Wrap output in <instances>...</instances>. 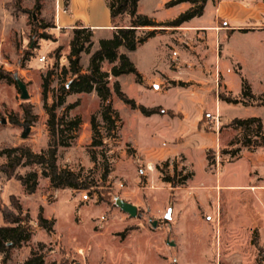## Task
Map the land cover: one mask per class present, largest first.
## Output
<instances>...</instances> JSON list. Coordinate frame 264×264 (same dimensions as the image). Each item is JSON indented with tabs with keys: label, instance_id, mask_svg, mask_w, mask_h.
I'll return each mask as SVG.
<instances>
[{
	"label": "rangeland",
	"instance_id": "374dc122",
	"mask_svg": "<svg viewBox=\"0 0 264 264\" xmlns=\"http://www.w3.org/2000/svg\"><path fill=\"white\" fill-rule=\"evenodd\" d=\"M164 1L141 0L139 11L159 19L180 12L175 9L169 14L161 6ZM252 2L264 4V0H244L246 6ZM56 6V0H0V69L13 75V83L0 80V112L7 120L6 125H0V129H5V135L0 136V147L2 142L11 145L12 141H18L39 151L47 144L49 116L42 98L44 80L48 79L50 106L54 103V94L71 80L70 75L63 74L64 68H69V31L54 27ZM256 13L259 21L248 14L245 24L237 30L239 33L248 35L264 30V8H256ZM205 18H209L208 13ZM222 23L219 25L223 27ZM228 28L230 38L236 30ZM178 30L181 38L187 39L184 32L196 29ZM48 36L53 39H45ZM210 36L202 35L192 43L187 39L173 45L165 59L170 71H163L165 65L160 61L163 58V52L158 49L161 39L142 44L130 53L128 56L141 73L142 81L139 84L134 75L122 76L118 81L122 92L136 103L137 109L118 98L114 92L116 79L110 77L112 96L108 104L117 122L114 129L103 119L102 102L96 92L66 98L64 107L56 110L57 115L80 118L82 127L72 147L61 150L59 166L75 171L84 169V176L100 183L108 170V180L102 194L55 189L46 180H41L34 194L22 193L23 202L19 201L25 216L30 218L33 236L13 251L10 264H24L33 251L43 253L45 264H259L260 261L264 264V203L259 211L255 206L257 198H264L263 147L243 149L240 159L224 154L239 149L244 135L243 130L231 127L233 117L258 114L264 119V95H261L264 91V49L255 36L239 35L229 45L228 54H234L244 70L241 64L231 60V71H219L217 66H211L210 58L212 48L215 47L217 56L222 46L219 42L211 44ZM52 42H56L55 46ZM58 48L61 52H56ZM96 48L93 46L91 52ZM41 57L46 58L44 63L39 61ZM85 65L81 67L87 71L89 66ZM155 66H159L161 73L154 71ZM112 67L105 62L103 71L111 72ZM153 76L158 81L143 87V77L151 79ZM241 76L248 81L254 95H261L259 100L241 103L239 107L224 104L225 110L219 112L214 103L220 95L241 99L238 96ZM18 79L27 86L29 100L21 99ZM178 101L182 108L175 114L167 113L168 121L177 117L184 123L188 111L194 110L192 119L199 120L194 127L195 133L205 137L212 134L211 143L205 144L206 140L197 138L188 150L195 172L192 183H206V186L191 188V184H187L177 189L164 182L165 177L175 176V167L179 173L176 182L193 173L192 165L183 154L171 157L172 149L181 150L186 139L184 136L171 139L172 134L167 131L162 133L164 136H153L155 141L160 139L153 142L149 128H161L164 124L155 123L157 117L145 118L140 110L143 106L173 107ZM76 103L78 106L66 112L68 106ZM25 107L35 117L32 124L26 120ZM196 110H201V115ZM11 117L20 121L19 126L11 124ZM93 117H96V132L91 125ZM27 126L31 127L28 138L19 139ZM255 131L253 127L247 132L254 141ZM94 142L96 147L92 146ZM205 161L206 165L208 162L214 165L205 169ZM254 162H258V166ZM28 172V168L20 171L22 174ZM220 179L222 184H246L248 180L249 185H245L244 191L223 185L220 188ZM10 188L20 192L21 185L15 183ZM119 202L136 206L137 217L132 218L124 212ZM42 207L44 216L58 220L53 234L39 227ZM179 252H182L181 257H178ZM2 259L0 255V264Z\"/></svg>",
	"mask_w": 264,
	"mask_h": 264
},
{
	"label": "trees",
	"instance_id": "16d2710c",
	"mask_svg": "<svg viewBox=\"0 0 264 264\" xmlns=\"http://www.w3.org/2000/svg\"><path fill=\"white\" fill-rule=\"evenodd\" d=\"M208 1L215 2V0H172L166 5L167 8H172L182 3H190L193 5V8L181 14L173 22L158 24L149 16L139 13L138 7L140 0H109L112 19L116 20L117 18L128 16L131 20L130 25L115 30L112 38L101 40L99 49L94 53L91 52L94 46V32L83 27H78L74 30L73 39L70 43V54L68 56L69 68H64L63 71L65 76H71V80L66 81L58 92L54 94V103L52 106L48 105L49 85L47 78L44 80L42 87L44 109L49 116L47 125L50 132V143L48 149L41 153L33 152L26 145L3 149L0 154L7 159V162L0 166V171L6 175L8 180L15 179L20 182L29 195L36 192L40 177L49 179L52 187L55 189H72L89 191L90 194H102L108 180V170L102 177V183H100L90 176H84V169L73 171L70 168H62L58 165L59 149L72 146L73 142L78 138L79 131L82 127V120L80 118L71 119L67 114L59 117L56 110L64 107L66 98L70 95L92 94L96 92L102 102V116L104 121L112 129L117 127L116 118L111 116L110 112L112 108L108 104L112 96L109 78L116 79L125 75H134L139 84L142 81L141 73L137 70L129 56L123 53L122 50L129 53L135 52L139 46L155 37L159 33V28L180 27L186 22L202 17ZM143 28L150 30L141 36L140 29ZM45 39L52 40L53 37L48 36ZM61 50V48H58L56 52H61ZM83 54L91 55L89 68L86 73L83 72L81 67ZM105 62L113 65L111 72L103 71V64ZM3 79L8 83H13V75L0 69V80ZM114 92L124 104L131 106L132 109H137L136 103L122 92L121 85L118 81L114 84ZM220 100L229 104H248L252 101L259 100V98L253 94L250 84L242 77L241 99L220 95ZM76 106H78L77 103L68 106L66 112L74 109ZM24 110L27 122L29 124L34 123L35 117L32 116L31 110L28 107H25ZM140 110L147 117L163 114L161 108L148 109L143 106ZM3 119L4 117L0 112V125ZM10 122L15 126H19L20 124V121L16 117H11ZM91 125L93 132H96V117L92 118ZM231 127L236 130H243L244 132V135H242L243 139L240 142L241 147L227 153L232 158L238 156L241 148L258 149L264 147V143L260 142L264 140V128L261 119H235L231 123ZM253 127H256L254 134L255 141L253 137L247 134ZM92 146L96 147L97 143L94 142ZM213 165L214 163L209 162V167ZM23 168H29L32 171L24 176L20 175L18 170ZM184 170L186 171V168ZM174 172V177L164 178V182L171 184L172 188L185 185L194 175L193 173H189L181 182H176L175 177L179 175L177 167L174 168ZM0 211L5 224V226L0 225V255L3 256L2 264H10L13 251L20 249L24 244L28 243L33 236V232L29 225L30 218L28 215L25 216L22 205L16 196L13 195L10 197L9 206L1 205ZM38 224L48 234L54 233L55 221L46 219L43 216L42 208L38 216ZM254 244H256V241ZM40 247L42 248L44 245L40 244ZM24 264H45L43 253L38 254L36 251H33L30 258ZM259 264H263V262L260 261Z\"/></svg>",
	"mask_w": 264,
	"mask_h": 264
},
{
	"label": "crops",
	"instance_id": "0c3cea01",
	"mask_svg": "<svg viewBox=\"0 0 264 264\" xmlns=\"http://www.w3.org/2000/svg\"><path fill=\"white\" fill-rule=\"evenodd\" d=\"M171 1L172 0H165L161 6H163L162 8H164V10H166L169 14L172 13L175 9H179L180 12L177 15L168 17L166 19H159L157 17H150L149 15H146V14H142V15L149 16L150 18L155 20L158 24H167V23L173 22L181 14H183L186 11H188L189 9L193 8V5L190 3H182V4H179L175 7L167 8L166 5ZM140 2H141V0H140ZM140 2H139V6H140ZM56 3H57V6H56V14L54 16V22H55L54 27H57L59 30H68L70 42L73 39V32L76 28L83 27V28H87V29L92 30L94 32V37H93L94 47H97L94 50V52H96L99 49V43L101 40L112 38L115 30H117L118 28L127 27L130 25V22H131V20L128 16L120 17V18H117L116 20H113L112 16H111V11L109 8V0H69V1H67V0H56ZM261 7L264 8V4L261 2L258 4L255 2H252L250 4H247V6H246L244 3V0H221V1L215 0V2L208 1L206 6H205L204 15L202 17L195 18L189 22H186L183 25H181L180 27L159 28V33L155 37L149 39L143 45H146L147 43H149L152 40L161 39L159 41L158 49H161V52H163V58L160 61L164 62V65H165V69L163 71H170V70H167V66L165 64V59H167L166 57L168 56V52L172 51L173 45L176 46V45H178L179 42H182L183 40L185 41L187 39H189L192 43L193 42L192 40H194V39L198 40V38H201L202 35H204V36L211 35L214 38H211V36H210V43L215 44L216 42H219V44L222 46L221 52H219V54H217V56L215 54V47L212 48V55L210 58L211 62H212L211 66H212V64L217 66L219 68V71H231L230 66H229L230 61L235 60L236 62L239 63V60L234 59L235 58L233 56L234 54H232V53L228 54V52H229L228 47L231 44V42L235 38H237L239 35L248 36V37L255 36V38L259 39V43H260L261 48L264 49V30H261L260 32H256V33H250L248 35L241 34L237 31L241 26H243L245 24L244 18L247 17L248 14L251 15V18H254L255 20L259 21L260 16L256 15L257 14L256 8H261ZM138 11H139V7H138ZM139 13H140V11H139ZM207 13L209 14V18L206 19L205 16ZM124 21H127L126 24H124ZM219 22H223L222 23L223 27L219 25ZM185 27H187L188 29H196L195 31L184 32V36H186L187 39H185L184 37L181 38V35H179L180 32L178 30V29H183ZM228 27H231L232 30H236L235 32H233L231 34L230 38L227 36L228 35V29H229ZM149 30L150 29H148V28H143V29H140V32L143 31V34H144L145 32H148ZM196 35L199 37H196ZM55 41H56V39H55ZM52 43H53V46H55L56 42H52ZM53 48H55V47H53ZM126 54L129 55L130 53L128 52ZM90 57L91 56H88L87 54H83L82 58H81V64H86L87 66L86 65L85 66L88 68L89 62H90ZM159 57H160V55H159ZM239 64H241V63H239ZM241 66H242V64H241ZM158 67L159 66H155V68H154L155 72H160V70H158ZM243 70H244V67L242 66V71ZM83 72L86 73L87 71L83 70ZM224 76H225V74H224ZM121 77L116 78V82ZM151 81H158V78L155 76H153L151 79H146L145 77H143V87L146 83L148 84ZM226 82H227V80H226ZM229 90L231 91V93L234 94L232 87H229ZM241 94H242V86L239 87L238 96L241 97ZM78 95H80V94H78ZM261 95H264V91ZM261 95H255V96L257 98H260ZM214 104H215V109H217L219 112H221V110H225L224 107L222 106L224 104L234 105V106L239 107V105L241 103L240 104H229V103H226V102L218 99L217 103H214ZM181 106L182 105H181V103H179V101L173 107H165L162 105L155 106V107L144 106L148 109L161 108L162 112H163V114H156V115H152L149 117L143 115L145 118L157 117V121H155V123L160 122V123L164 124V126L161 128L160 127H156V128L150 127L149 128L150 129L149 137L153 142H157L160 139L158 138V140L155 141L156 138L153 139V136L159 137L160 135H163L162 133L167 132V131L172 134L171 139H175L179 136H184L186 139V141L184 143H182V144H184V146L182 147L181 150H178V149L176 150L173 148L172 152H171V157H175L179 154H183L185 156V158H187L189 164L192 165L194 175L190 180L187 181V183L184 185L185 187L187 184H191V185H189V186H191V188L192 187H200L201 185L206 186V183H201L199 185H194L192 183V181L195 178V172H194L193 160H192L188 150L191 148L190 143L192 141H195V139H197V138H199L203 141L206 140L207 142L205 144L211 143L213 140L211 137L212 134L209 133L208 134L209 137H205L199 132L195 133L194 127H195V125L198 124L199 120L195 121V119H192L194 117L193 115H195L194 110L188 111V113L185 116L186 121H184V123H181L177 117L170 118V121H168L167 113L173 112L175 114L178 110H181V108H182ZM251 108H260V107H251ZM196 111H197L198 115H201V110H196ZM252 115L253 116H245V117L243 116V117H236V118L233 117V118H234V120L235 119L259 118V119H261L262 124H263V128H264V119L258 114H252ZM48 119H47V123H48ZM181 124H184V125H181ZM47 127H48V125H47ZM8 128L9 127H7V130H8ZM4 130L5 129H2V128L0 129V136L5 135V134H3ZM47 135H48L47 144L42 149H40L39 151H36L34 148L29 146L33 152L41 153L42 151H45L48 149L49 143H50L49 128H48ZM19 139L24 140L22 138V136ZM1 144L2 145L0 147V153L3 149L16 148V147L21 146L23 143L18 142V141L16 143H13V141H12L11 145H8L7 142H2ZM203 145H204V143H203ZM203 145L201 146L202 151L204 150ZM71 147L59 149V151H58V165H59V156H60L61 150L62 149H70ZM243 149H249V148H241L240 153H242ZM263 151H264V147H263ZM228 152L229 151H226L224 154L230 155V154H227ZM240 153L238 154V156L236 158H233V159H240V156H239ZM0 159H1L0 160V166L7 162V159L5 157H2L1 154H0ZM261 160L263 161L262 168H264V156L261 157ZM240 161H242V159L235 162V163H230L227 166L237 164ZM254 164L256 166H258V162H254ZM207 167L211 168V167H209V162L206 165V161H205V169ZM63 168H70V167H63ZM23 169H27V168H23ZM70 169H72V168H70ZM20 171H21V169L18 170V173L20 175H23V176L26 175V173L22 174V173H20ZM31 171H32V169H29V172H31ZM73 171H75V170H73ZM41 180H46L50 184V186L52 187L49 179L40 177L38 188L40 186ZM15 183L21 185V183L16 181L15 179L8 180L6 175L0 171V199H1V202L3 205L8 206L10 204V197L13 195L18 197L19 200L21 202H23L21 198H22V193H24V192L26 193L25 187H23L21 185V188L19 189L20 192H14L10 188V186H12ZM166 184L171 185L169 183H166ZM218 185L220 188L223 185L226 188L231 189V190L244 191V188L246 187L245 185L248 186L249 183L247 180L246 184L245 183L244 184H231V183L222 184L221 179H220ZM38 188H37V190H38ZM263 203H264V198H261V199L257 198L255 200V206L257 205V209H256L257 211L260 210V207H262L261 204L263 205ZM42 209H43V207H42ZM45 214H46V212H45ZM43 216H44V209H43ZM187 216L190 217L189 215H187ZM44 217L48 220H54L55 224L58 222V220L56 218L53 219L49 216L47 217L46 215ZM56 220H57V222H56ZM0 225L5 226L3 223V215L1 214V212H0ZM43 231H45V230H43ZM175 246H176V244H175ZM181 254H182V252H179L178 257L179 256L181 257ZM178 262H179V258H178Z\"/></svg>",
	"mask_w": 264,
	"mask_h": 264
},
{
	"label": "water",
	"instance_id": "95a60500",
	"mask_svg": "<svg viewBox=\"0 0 264 264\" xmlns=\"http://www.w3.org/2000/svg\"><path fill=\"white\" fill-rule=\"evenodd\" d=\"M17 85L18 88L21 92V99L26 101L30 99V95L27 89V86L21 81V80H17ZM2 124L6 125L7 124V120L3 119L2 120ZM31 132V127L27 126L22 134V138L23 139H27L29 134ZM118 205L122 208V210L126 213H128L132 218H136L138 215V208L132 204L129 203H123V202H119ZM168 218H170V216H168ZM154 227H157V222H154ZM169 245L171 246H175V243L173 242H169Z\"/></svg>",
	"mask_w": 264,
	"mask_h": 264
},
{
	"label": "built area",
	"instance_id": "2783aa9c",
	"mask_svg": "<svg viewBox=\"0 0 264 264\" xmlns=\"http://www.w3.org/2000/svg\"><path fill=\"white\" fill-rule=\"evenodd\" d=\"M39 61L40 62H42V63H44L45 61H46V58L45 57H41L40 59H39ZM209 118L211 117V115H207Z\"/></svg>",
	"mask_w": 264,
	"mask_h": 264
}]
</instances>
